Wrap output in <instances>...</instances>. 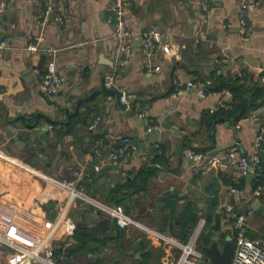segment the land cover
<instances>
[{
    "label": "crops",
    "instance_id": "1",
    "mask_svg": "<svg viewBox=\"0 0 264 264\" xmlns=\"http://www.w3.org/2000/svg\"><path fill=\"white\" fill-rule=\"evenodd\" d=\"M109 1L60 0L42 21V0H0V41H6L0 52V232L41 255L50 252L59 264H176L199 222L202 228L192 244L199 259L200 247L215 232L220 245L234 241L233 214L223 206L227 201L236 212L251 211L247 236L264 242V188L255 196L250 175L226 160L232 145L247 156L256 152L253 115L264 122V0H211L207 9L201 0H129L126 23L134 40L120 67L107 20ZM243 2L256 6L240 32ZM59 12L65 16L62 24L54 19ZM152 27L164 32L168 51L156 52L158 70L147 73L139 39ZM30 44L39 46L36 57L27 49ZM51 61L64 77L54 96L43 93L36 73ZM115 67L113 88L128 96L134 113L122 110L114 96L96 94L69 121L77 102L101 89ZM220 74L240 79L251 110L214 119L209 128L211 110L226 98L225 90L213 89ZM189 80L210 81L207 96L192 89L174 96V81ZM63 122H70L68 131ZM150 124L158 129L147 131ZM20 131L32 132L41 144L20 146L12 139ZM125 136L136 145L128 173L111 167L92 171L88 159L95 141L117 142ZM155 143L163 151L158 163H153L159 155ZM189 150L205 158L194 162ZM257 152L264 166V142ZM143 167L155 171L147 179L139 177L123 195L122 205L134 221L126 228L50 182L76 183L85 172L86 192L107 201ZM82 233L92 236L85 245L75 238ZM0 264L36 263L0 245Z\"/></svg>",
    "mask_w": 264,
    "mask_h": 264
},
{
    "label": "built area",
    "instance_id": "2",
    "mask_svg": "<svg viewBox=\"0 0 264 264\" xmlns=\"http://www.w3.org/2000/svg\"><path fill=\"white\" fill-rule=\"evenodd\" d=\"M44 8L39 13V18L42 21H47L49 16L55 12L56 6L60 3V0H42ZM211 0H201L202 8L207 9ZM256 3L254 2H243L240 4L239 10V31L244 32L246 30V16L255 9ZM130 7L129 0H110L107 4V11L109 12L108 22L113 25V32L111 34L112 39L117 44V63L123 66L125 59L123 55L128 53L133 46V33L126 23V13ZM55 22L62 24L65 20L64 13L59 12L54 17ZM165 34L162 30L152 27L140 34L141 48L144 54V67L147 73H153L158 70L154 59L155 54L160 49L165 52L168 51V47L164 44ZM6 48V41H0V52ZM29 52L36 57L39 52V46L37 44H30L27 46ZM107 75L103 82L104 87L107 89L113 88V77L116 71ZM36 73L40 75L41 80V90L48 96H54L64 85V77L59 73L55 61L49 62L42 71L36 70ZM210 81L199 83L189 80L185 83H180L174 81V96H182L187 90H196L198 96L205 98L207 96V87L210 86ZM226 98L218 101L217 106L211 111H215L217 108L227 109L230 107L232 101V95L228 90H225ZM120 101L127 105V109L130 108V100L128 96L122 92ZM143 116V113H139ZM253 119L258 124V134L255 139V148L261 147L264 142V122L259 119L258 116L253 115ZM99 123V118L94 120V122L89 126L90 130H93ZM51 127L48 125L47 128ZM158 129V126L150 124L147 131L151 132ZM136 149V145L130 137H122L119 141H108L102 137H99L92 148V154L90 155L88 162L90 164L91 170L95 173H99L105 167L114 168L123 174H127V160L130 154ZM154 149L157 153H163L159 144H154ZM247 156L241 154L236 145H232L227 149L226 160L240 170L243 175H250L252 181L254 182V195L258 196L262 189L264 188V166L261 163L260 156L258 152ZM187 157L194 162H200L205 158L202 152L196 150H189L187 152ZM217 162V160H213ZM88 173H82V176H87ZM72 183V182H71ZM58 187L64 188L72 195H77L83 198L92 207L101 211L108 218L113 220L117 227L126 228L130 224L134 223L132 218L127 214L125 207L122 204L109 203L103 200H99L95 197L85 195L81 191L75 190L70 186V184H63L59 181L55 182ZM61 189V188H60ZM64 190V191H65ZM231 192H236L234 188H230ZM224 208L233 214V226L235 229L234 236V251L231 264H264V245L263 241L258 239H252L247 236V219L251 214V211H240L236 212L233 205L230 202H224ZM202 226V223L196 227V230L190 240L188 245L183 247L182 253L179 256L176 264H200L199 257L200 254L192 248V244L196 239V236ZM0 245L10 248L13 252L22 258H29L35 260L38 264H58L53 259L50 258V252L47 256L41 255L34 252L20 244H18L11 236L0 232ZM211 264V263H205Z\"/></svg>",
    "mask_w": 264,
    "mask_h": 264
},
{
    "label": "trees",
    "instance_id": "3",
    "mask_svg": "<svg viewBox=\"0 0 264 264\" xmlns=\"http://www.w3.org/2000/svg\"><path fill=\"white\" fill-rule=\"evenodd\" d=\"M214 88L217 91H223V90H228L231 95H232V101L230 103V107L227 109L224 108H217V110L213 111L211 116L209 117V128H211V124L213 123L214 119H230V118H237L240 117V115L245 114L249 110H251L250 105H249V100L247 99V92L246 90H242L241 88L242 83L240 82V79L237 76H232V75H218L216 76L215 83H214ZM249 95V94H248ZM68 118V116H67ZM72 119V118H71ZM71 119H68L69 121ZM212 122V123H211ZM70 122H63V125L66 126V130L70 128ZM67 124V125H66ZM68 131V130H67ZM162 155L156 154L155 161L153 163H158L156 161H159L158 159ZM155 171V168L147 167V168H141L136 175L131 176V178L126 179L124 184L120 185V189L117 190H112L110 194L108 195L107 201L109 203H114V204H122L123 202V195H129L127 194L128 192L131 191L133 188L134 184L136 182H139L140 180L138 179L139 177H144L147 179L149 176H151ZM143 184L140 182V185ZM143 187V186H142ZM103 224H108L102 222ZM101 223V224H102ZM105 226V225H104ZM79 230H82L79 228ZM82 232V231H81ZM91 235V234H90ZM90 235L82 233L80 236H76V240H79V244L85 245L87 241L89 240L88 237H92ZM83 241L82 243L80 242ZM80 246L79 248H81Z\"/></svg>",
    "mask_w": 264,
    "mask_h": 264
},
{
    "label": "water",
    "instance_id": "4",
    "mask_svg": "<svg viewBox=\"0 0 264 264\" xmlns=\"http://www.w3.org/2000/svg\"><path fill=\"white\" fill-rule=\"evenodd\" d=\"M139 41L141 45V39H139ZM247 61L249 62L248 59ZM249 64L251 63L249 62ZM121 93H122L121 91L114 88H110V89L105 88L103 82L101 89L93 92L89 97L81 99L77 102L74 112L67 115L68 119H71L74 116L78 115L81 104L86 100L92 99L96 94L114 96L118 106L122 110H125L127 109V105L120 101ZM130 110L131 113H134L135 111L133 106L130 107ZM35 126H36L35 124L34 125L26 124V127L29 129ZM12 139L18 142L20 146L27 145L29 149L35 148L38 143L41 144L40 139L39 138L37 139L36 136L32 134V132L26 134V132L20 131ZM40 148H42V146ZM256 204L259 205L257 201ZM253 208L257 209V207L255 206H253ZM233 251H234V242L228 239L222 242V244L220 245V233L215 232L214 235L211 237V242H209L208 244H204L200 247L202 258L199 260V262L200 264H204V262L208 260L211 264H231Z\"/></svg>",
    "mask_w": 264,
    "mask_h": 264
},
{
    "label": "rangeland",
    "instance_id": "5",
    "mask_svg": "<svg viewBox=\"0 0 264 264\" xmlns=\"http://www.w3.org/2000/svg\"><path fill=\"white\" fill-rule=\"evenodd\" d=\"M246 19H247V16H246ZM83 173H85V172H83ZM82 178H84V176H82L81 178H79V182H73V183H71V182H66V181H62L61 179H55V178H50L51 180H50V182L58 189V190H61V191H63V190H65L64 188H62V187H58V186H56L55 185V182H57V181H59V182H61V183H63V184H70V186H72V188H74L75 190H78V191H81L82 193H84L85 195H88V196H91V197H94V196H92V195H90L88 192H86V187H85V185H84V180L82 179ZM85 178H87V176H85ZM80 184V185H79ZM81 186V187H79V186ZM61 188V189H60ZM66 191V190H65ZM67 192V194L68 195H70V196H73V197H75V199L76 200H78V201H80V202H82V203H84V204H87V205H90V204H88V202H86L83 198H81V197H79V196H75V195H72V194H70L68 191H66ZM100 200V199H99ZM35 204H36V202H35ZM91 206V205H90ZM124 206V205H123ZM32 262H34V263H36L35 262V260H32V259H30ZM37 264V263H36ZM38 264H40V263H38ZM59 264V263H58Z\"/></svg>",
    "mask_w": 264,
    "mask_h": 264
}]
</instances>
